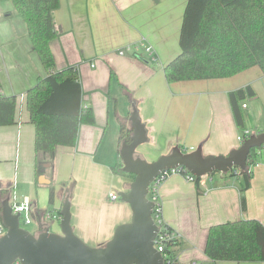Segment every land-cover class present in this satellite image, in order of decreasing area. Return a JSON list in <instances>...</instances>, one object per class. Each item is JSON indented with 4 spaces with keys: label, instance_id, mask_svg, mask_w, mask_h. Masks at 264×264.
<instances>
[{
    "label": "crops",
    "instance_id": "obj_1",
    "mask_svg": "<svg viewBox=\"0 0 264 264\" xmlns=\"http://www.w3.org/2000/svg\"><path fill=\"white\" fill-rule=\"evenodd\" d=\"M186 1L59 0L52 12L54 69H77L82 105L92 108L94 122L81 123L75 144L57 146L43 174L36 176L35 126L25 93L47 71L11 0H0V92L17 97L16 122L0 126V188H9V193L15 190L19 199L31 202L34 234L45 227L60 231L59 220L48 222L45 214H60L66 196L73 232L88 245L104 244L118 225L130 221V206L119 192L127 191L131 180L112 166L120 160V122L131 127L133 104L147 137L135 154L147 161L168 153L174 145L184 151L201 145L203 154L226 155L240 145L238 135L243 130L250 134L264 130V71L259 66L224 78L166 81L163 67L179 52ZM139 42L152 50L139 47L137 54L118 53ZM248 84L255 94L241 102L242 130L234 121L227 94ZM203 180L196 186L174 173L158 188L162 220L178 234L173 249L178 264L209 263L204 247L213 224L251 218L264 225V148L259 149L244 192L245 211L240 207V175L204 176ZM50 187L54 188L51 203ZM112 192L116 199L110 197ZM214 264L264 261L218 260Z\"/></svg>",
    "mask_w": 264,
    "mask_h": 264
},
{
    "label": "trees",
    "instance_id": "obj_2",
    "mask_svg": "<svg viewBox=\"0 0 264 264\" xmlns=\"http://www.w3.org/2000/svg\"><path fill=\"white\" fill-rule=\"evenodd\" d=\"M15 11L26 25L33 50L38 54L47 74L38 77L25 93L29 119L35 126L34 173L43 174L57 146H73L81 123L92 124V108L81 101V86L75 67L54 69L50 41L56 37L52 12L59 0H11ZM179 52L164 67L168 83L229 77L252 66L264 71V0H187L178 37ZM250 84L228 92V100L236 125L245 128L241 102L253 96ZM15 95L0 92V126L16 122ZM132 128L121 121L119 141H130ZM262 146V145H261ZM251 148L247 168L230 170L225 175H240V207L245 211L244 192L250 186L257 151ZM112 169L134 178L122 170L121 158ZM198 179L195 180L196 186ZM9 188H0L1 201ZM200 193V191H199ZM54 188L49 189V202ZM1 221V215H0ZM167 229L171 230L169 226ZM178 238L166 242V251L173 252ZM204 252L208 264L224 261H264V225L251 218H238L216 223L208 228Z\"/></svg>",
    "mask_w": 264,
    "mask_h": 264
},
{
    "label": "water",
    "instance_id": "obj_3",
    "mask_svg": "<svg viewBox=\"0 0 264 264\" xmlns=\"http://www.w3.org/2000/svg\"><path fill=\"white\" fill-rule=\"evenodd\" d=\"M132 128L130 141H122L119 156L122 170L132 173L133 180L119 197L129 204L131 219L118 225L104 244L91 246L77 236L70 224V201L65 197L59 220V232L48 227L37 234L20 226L19 213H13L9 195L1 201V222L5 232L0 235V264H162L161 253L154 240L159 227L152 218L153 202L147 197L149 184L165 169L184 167L197 178L216 171L227 173L245 170L251 148L264 144V130L251 133L237 148L226 155L203 154L201 145L184 151L179 145L147 161L135 154L136 148L147 140L145 124L136 106L129 115Z\"/></svg>",
    "mask_w": 264,
    "mask_h": 264
},
{
    "label": "built area",
    "instance_id": "obj_4",
    "mask_svg": "<svg viewBox=\"0 0 264 264\" xmlns=\"http://www.w3.org/2000/svg\"><path fill=\"white\" fill-rule=\"evenodd\" d=\"M139 47H143L147 52H150L152 50V46L146 45L142 42H139L138 44H128L118 50V53L120 55L125 54L126 52H131L133 54H137V50ZM155 60V58H153ZM242 107H246V104L243 103ZM250 134V131L245 129L242 131L240 135H238V140L240 143L248 137ZM264 148V144L261 146ZM257 154H259V150L257 151ZM256 165V164H255ZM254 165V166H255ZM253 166V167H254ZM178 173L184 176V178L190 182H195L196 179H198V185L203 183L204 176L196 177L195 175L191 174L186 168L184 167H177V168H171V169H165L162 170L155 179L149 184L147 197L149 200L153 202V208H152V218L154 222L159 227V231L155 237L154 240V246L155 248L161 253L163 258L162 264H178L177 259L174 255V252H168L166 251V242L168 240H171L172 238H178V234L173 230H169L166 228V224L162 220V208L160 199L158 196V188L160 184L171 174ZM112 199H116L118 195L115 192H112L109 194ZM9 204L12 208L13 213H19V223L20 220L23 219L26 224H29L33 219V208L31 202L27 198L19 199L15 190L11 191L9 193ZM45 216L48 219H54V220H60L61 215L56 213L47 212ZM21 226V225H20ZM5 232V227L2 223H0V235ZM19 264V263H15ZM191 264H197L196 262H192Z\"/></svg>",
    "mask_w": 264,
    "mask_h": 264
},
{
    "label": "rangeland",
    "instance_id": "obj_5",
    "mask_svg": "<svg viewBox=\"0 0 264 264\" xmlns=\"http://www.w3.org/2000/svg\"><path fill=\"white\" fill-rule=\"evenodd\" d=\"M137 155V154H136ZM220 174H222V175H225V173H221V172H218V171H216V172H214V173H210V174H207V175H205V177L208 179L209 177H211V176H217V175H220ZM226 176H228V177H230L231 175L230 174H227ZM130 178V177H129ZM130 180L132 181L133 180V178H130ZM47 219V221L48 220H50V219H48V218H46ZM48 222H50V221H48ZM58 224V223H57ZM20 225L23 227V228H25V229H27V230H30L31 232H33V233H36L37 232V230H36V228H35V226H36V222H34L33 220H32V222L30 223V224H26L25 222H24V220L23 219H21L20 220ZM198 264H205V263H203V262H198Z\"/></svg>",
    "mask_w": 264,
    "mask_h": 264
}]
</instances>
